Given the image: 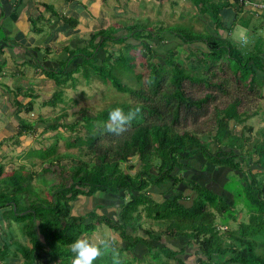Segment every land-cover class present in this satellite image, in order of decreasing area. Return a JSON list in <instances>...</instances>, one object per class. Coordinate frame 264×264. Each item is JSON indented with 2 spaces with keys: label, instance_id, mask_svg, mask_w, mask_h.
Masks as SVG:
<instances>
[{
  "label": "trees",
  "instance_id": "trees-1",
  "mask_svg": "<svg viewBox=\"0 0 264 264\" xmlns=\"http://www.w3.org/2000/svg\"><path fill=\"white\" fill-rule=\"evenodd\" d=\"M193 1L201 7L204 18L212 21L204 23V37L189 38L185 30L163 31L161 26L129 27L127 36L131 34L138 42L133 45L148 60L145 65L149 76L141 82V75H137L138 88L111 75L110 55L101 65L96 64L97 51L107 52L116 40L119 45L131 46L127 37L115 32L100 31L91 36L82 55L71 53L67 64L77 58L80 61L73 70L67 71L64 62L60 70L48 74L55 84L64 85L70 74L83 70L86 78L97 75L116 91L127 93L132 103L115 104L91 116L84 111L76 120L60 113L51 123L42 117L32 123L19 113H31L33 103L15 102L18 137L13 138V144L19 145L23 136L35 135L38 123L43 125V132L56 134L53 144L27 150L24 156L29 165L6 171V165L0 163V209L9 215L7 221L19 225L30 244L15 242L10 236L0 244V264H8V260L72 264V241L90 235L99 224L106 225L117 238L108 240L109 247L95 264H132L139 261L136 257L141 252L161 264H264V254L255 250L258 238L264 239V129L253 137L251 125H246L264 109V105L247 103L255 101L252 97L264 100V80L259 76L264 74V50L240 46L244 44L233 34V27L225 28L220 18L225 8H232L238 15L246 5L254 7L264 0ZM254 11L255 16L264 13V9ZM166 34L180 40L195 64L191 62L185 69L180 60L174 61L172 48L163 49L165 59L157 54L152 45H161ZM58 75L64 78L59 80ZM186 85L195 93L187 91ZM61 96L62 91H56L42 104L56 106L53 101ZM116 106L134 113L119 131L108 127L109 111ZM237 125L241 126L238 133L233 128ZM80 128L89 133L85 140L75 136ZM59 140L69 148L83 143L85 150L79 146V154H60ZM6 141L0 142V149ZM34 159L42 166L40 171L34 170L38 162ZM191 159L200 164L203 161L202 173L218 170L220 179L227 180L224 190L232 196L230 202L198 183L192 174L194 199L190 206L185 204L188 196L178 192V186L185 181ZM34 180L46 186V197L33 187ZM162 186L171 187L172 192L161 200L156 194L168 193ZM156 189L160 193H155ZM98 192L119 197L116 219L95 212L86 216L74 213L73 203L78 198ZM246 218L247 223L243 221ZM150 220L162 223L161 234L142 228V222ZM181 238L186 240L184 246ZM172 244L175 247H170Z\"/></svg>",
  "mask_w": 264,
  "mask_h": 264
},
{
  "label": "crops",
  "instance_id": "crops-1",
  "mask_svg": "<svg viewBox=\"0 0 264 264\" xmlns=\"http://www.w3.org/2000/svg\"><path fill=\"white\" fill-rule=\"evenodd\" d=\"M188 1L189 5L197 9L198 19L203 25L206 21L212 24L211 19L206 20L200 13L201 7H197L193 0ZM261 1L253 0L252 2ZM183 5H187V0H0V142L7 140L0 149V163L19 167L20 164H25L24 155L30 149V147L21 146L26 136L20 138L19 145L13 144L14 135L18 131L15 102H20V104L47 102L52 98V95L48 96L43 93L26 96L23 90L52 88L54 82L48 77L50 71L60 70V64L66 62L71 53L82 55L92 35L115 28L116 35L127 37L126 42L133 44L136 41L131 34L127 36V33L129 27L137 25V23L131 24L136 17L145 18L153 14L158 19L160 12L167 14L171 8L173 12H176L174 7L181 8ZM254 9L252 5H246L244 10L237 15L232 8H225L220 12V18L224 27H233L234 32L238 25L240 27L246 24L245 19L248 20L250 16H254L253 12H256ZM254 17L259 23L262 21L257 32H264V13ZM158 21L160 23L161 20ZM128 22H130L129 25ZM236 38L239 39V37ZM240 41L244 42L242 38ZM80 57L83 58V56ZM75 64L76 62L69 64L66 62L67 71L73 70ZM259 76L264 80V74H259ZM40 82L44 86H40ZM263 110L261 109L259 115L254 118L264 114ZM19 116L21 117L22 113H19ZM261 120L264 121V117ZM261 129L264 127L262 126ZM202 162L200 164L197 159H191L188 163L187 174L184 176L185 181L178 186V192H184V195L188 196L185 204L190 206L194 199L195 193L191 190L192 180H194L192 174L195 175L198 183L207 186L230 202L232 196L224 190L227 180L220 179L216 174L218 170L209 169V172L202 173ZM162 187L168 193L165 196L156 194V197L161 200L170 196L172 192L171 187ZM157 190L155 193H160ZM120 202L119 197L98 192L92 197L78 198L73 203V211L80 216L95 212L96 215L116 219ZM79 209L80 213H78ZM2 212L4 209H0V244L9 241L11 236L14 241L18 239V242L27 245L25 240L27 242L28 240L19 225L15 223L14 226L9 227L10 222L3 221ZM16 229L21 232V236L18 234L21 239L16 238ZM184 241L181 240V246L185 244ZM28 246H30L29 242ZM8 262V264H24L22 260H8Z\"/></svg>",
  "mask_w": 264,
  "mask_h": 264
},
{
  "label": "rangeland",
  "instance_id": "rangeland-1",
  "mask_svg": "<svg viewBox=\"0 0 264 264\" xmlns=\"http://www.w3.org/2000/svg\"><path fill=\"white\" fill-rule=\"evenodd\" d=\"M179 6L174 7V9L177 10L176 12H173L172 8L169 9L170 11L167 12V14L165 12H163V14L160 12V15H159L160 18L158 19L154 17L153 14H150V17L148 16H146L145 18L136 17L135 18L136 22L133 21L131 24L137 23V25L141 28L142 27H146V28L156 27L157 25H159L165 28L163 29V31H167V30L175 31V30L182 29V30H185L184 32L188 34L189 38L199 39L200 37H204L205 36L203 35L204 26L202 22L198 19L199 13L197 9L192 7V5H189L188 0H187V5H183L181 6V8H179ZM254 16H250L248 20H246L245 17H243L245 19L244 22L246 24H242V26L240 27H238L239 26L238 25L236 27V30H234L233 34L235 35V37H239V39L242 38V40H244V42L242 43L244 45H240V46L244 48H249V50L251 49L253 50L256 48H262L264 50V32L263 31H261L260 33L257 32L259 30V25H262V21H260L259 23L255 19ZM158 20L162 21V22L160 21L161 24L159 23ZM129 23L130 22H128V25ZM114 32H116L115 28H109V31L107 33L113 34ZM165 38L166 39L161 45H157L156 43L152 45L153 49L157 52V54H160V56H162L161 57L162 59H165V54L163 52V49L166 50V49L172 48V50H174L176 54L175 55L176 58L174 57L175 60L174 59L173 60L176 62L180 60L185 69L189 68V65L191 64V62L195 64L194 57L192 56L188 57V54L186 53L187 50H184V46L182 45L180 46L181 42L179 39H173V37L168 34H166ZM117 43H119L118 40L114 42V47L109 48L107 52L105 53L99 52V54L95 56L97 58L96 64L97 66L101 65L102 60L104 58H107L110 55L111 60L108 62V65H111V66L113 65V66L110 69L108 68V71L111 73V75L112 76L115 75L116 78L121 83H124L125 85L131 88H138L139 81H138L137 75L138 74L141 75V78H142L141 82L146 81L147 77L149 76V69L147 65H145L146 61L148 60L142 57V53L140 52L139 47L136 48V45H133V44H138V42H133V44H131L129 48L125 47V45L123 46L122 44L119 45ZM154 58H160V57L155 56ZM78 60L79 59L75 60L74 62H77ZM90 70L91 69H89L88 72H90ZM82 71L83 70H80L77 73L70 74L66 82L64 83V85H61V84L57 85L55 84L53 80L54 83H53L52 88H47V90H44V89L37 90V88H35V90H28V91L23 90V94L26 96L34 95L35 93H43V94H47L48 96H50V95H53V93L56 91H62V96L60 100L53 101V102H57L56 106H51L48 104L43 105L42 103L44 102H32L34 106L33 111L29 114L22 112L21 117L32 123L42 117L43 119L48 120L47 123H51L52 120L56 118L58 114L66 113L68 120H76L81 117L82 115L81 112H84V111H86L87 114L91 116L115 104L132 103L130 101L131 97L127 93H120L116 91L109 83L108 84L103 83L102 80L99 77H97V75L91 74L89 78H86V76L82 73ZM63 78H64V75H58L59 80H62ZM39 85L44 86L41 82ZM185 87L187 88L186 89L187 91L191 92L192 94L195 93V91L189 86L186 85ZM21 89H24V88L21 87ZM252 98L253 100H255L254 102H247V103H250L251 106L261 107L263 105L264 100H261V102H259L255 97H252ZM27 103L28 102H24V105ZM260 115L261 116L257 118L249 120L248 123L246 124L249 127L251 125V128H252L251 134L253 137L257 135V132L260 130V128H262V126L264 127V121L261 120L263 119L264 114H260ZM208 120L210 122L212 121L211 119H208ZM37 126L39 128L37 129L35 135L28 136L26 140H24V143H22L21 145L22 147L28 148L33 145L32 148L38 149L41 147L42 148L47 147L55 142L54 136L56 134V131L43 132V125L38 123ZM233 128H235L234 131H236L237 133L241 131L240 125H237ZM98 129L99 128L96 127L95 130H98ZM64 132L66 136L67 135L69 136V133L67 131H64ZM88 134L89 133L86 131V129L80 128V131L78 133H75V136L76 135L80 136L81 138L85 140ZM17 137H18L17 134H15L14 139ZM79 146H82L83 150H85V145L83 143H81L80 145H76V147L74 148H69L68 146H66L64 140H59L57 143V152L60 154L67 153L66 155H68L69 153L79 154V151H78ZM33 161L37 162L38 160L34 159ZM64 161L67 162L68 159L67 160L65 159ZM28 162H29L28 160L25 161V163L29 165ZM35 164L37 165L34 168V170L40 171L42 166L39 164V161ZM17 167L18 165H14L12 167V164L6 163L5 170L11 171L12 169L17 168ZM26 167L29 169V166H26ZM228 180L229 182H231L230 185H232V174H229ZM32 185L33 187L38 188L39 192L43 196L46 197L48 195L45 185H41L39 182H37V180H34L32 182ZM112 200L114 201V199ZM78 213H80V209ZM97 213L99 214V212ZM2 214H3L2 217L4 218L3 221H7V218L9 217V215H7L6 212H2ZM97 216H100V215H97ZM8 221L10 222L8 225L9 227L14 226L15 222L13 220H8ZM243 221L245 223L248 222L247 218L243 219ZM217 226H219L220 229H223V227H221L220 225H217ZM232 226H233L232 228L235 227L234 224ZM96 227L97 228L94 233H91L90 235L84 234L82 236H86L97 243L104 241V240L108 241V240L117 238V234L112 232L106 225L99 224ZM142 228H144L145 230H152L153 232L157 234H161V230L163 229L162 223H159V222L156 223L151 220L142 222ZM18 234L20 235L21 232L18 231V229H16V235H15L16 238H20L21 235L18 236ZM136 234L140 236L144 235L143 231H137ZM165 240H166V237H163L162 241L165 242ZM181 240L184 241L183 238H181ZM15 242H18V239ZM25 244H27L28 246V242L26 240H25ZM184 245L185 244L183 243V246ZM170 247H175V246L172 244ZM11 249L15 250V247H11ZM255 250L257 252L261 251L264 254L263 237L258 238V244L256 245ZM150 255L152 256V252ZM136 258L139 259V261H134L132 264H161L158 261L153 260L152 257H150L148 253L146 252L145 253L141 252L139 255L137 254ZM172 262L173 261L171 260V263Z\"/></svg>",
  "mask_w": 264,
  "mask_h": 264
},
{
  "label": "clouds",
  "instance_id": "clouds-1",
  "mask_svg": "<svg viewBox=\"0 0 264 264\" xmlns=\"http://www.w3.org/2000/svg\"><path fill=\"white\" fill-rule=\"evenodd\" d=\"M133 116V112H125L120 106L113 107L109 111L108 127L114 131L122 130ZM109 244L107 240L97 243L86 236L77 237L71 243V252L74 254L72 264H95L96 259L104 253Z\"/></svg>",
  "mask_w": 264,
  "mask_h": 264
},
{
  "label": "built area",
  "instance_id": "built-area-1",
  "mask_svg": "<svg viewBox=\"0 0 264 264\" xmlns=\"http://www.w3.org/2000/svg\"><path fill=\"white\" fill-rule=\"evenodd\" d=\"M254 8L258 9V10L259 9H264V4H256V5L254 4Z\"/></svg>",
  "mask_w": 264,
  "mask_h": 264
}]
</instances>
